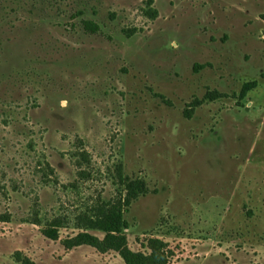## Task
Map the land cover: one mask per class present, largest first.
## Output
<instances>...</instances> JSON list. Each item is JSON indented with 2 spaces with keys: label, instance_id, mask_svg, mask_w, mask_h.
<instances>
[{
  "label": "rangeland",
  "instance_id": "obj_1",
  "mask_svg": "<svg viewBox=\"0 0 264 264\" xmlns=\"http://www.w3.org/2000/svg\"><path fill=\"white\" fill-rule=\"evenodd\" d=\"M118 168L126 251L264 264V0H0V264H128L67 244Z\"/></svg>",
  "mask_w": 264,
  "mask_h": 264
},
{
  "label": "trees",
  "instance_id": "obj_2",
  "mask_svg": "<svg viewBox=\"0 0 264 264\" xmlns=\"http://www.w3.org/2000/svg\"><path fill=\"white\" fill-rule=\"evenodd\" d=\"M83 28L88 33H97L99 27L92 21L83 22ZM258 85L257 81H251L244 83L241 92L240 99H244L247 94L255 89ZM222 95L217 92H208L203 99L194 100L190 104L189 108L185 110L186 117L190 118L193 114V111L201 106L205 101H215L221 98ZM117 176L122 181V189L126 191V197L123 202L119 201L117 204L106 205V207H99L95 209L93 215H84L79 218L80 228L85 230H102L106 233L104 240H99L96 236L88 234L86 232L79 233L71 241L67 242L69 245H83L89 244L99 250H108L116 249L122 252L123 258L128 264H154L156 263L154 258L157 256L156 246L152 247V256H144L142 254H134L129 251H126L125 248V238L122 232L126 227L125 222L122 220L123 207L129 206L131 200L136 199L139 195L146 192V185L141 180L130 181L128 178H125L122 174L121 168H118ZM126 183V184H125ZM63 226L61 220H55L51 223L49 228H46L43 232L44 236L51 239H58V229ZM70 246V245H69Z\"/></svg>",
  "mask_w": 264,
  "mask_h": 264
}]
</instances>
